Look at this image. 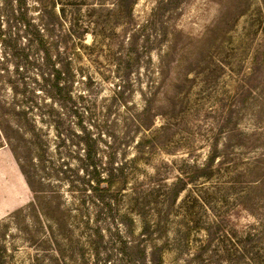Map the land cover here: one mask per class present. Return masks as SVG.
<instances>
[{
    "label": "rangeland",
    "instance_id": "obj_1",
    "mask_svg": "<svg viewBox=\"0 0 264 264\" xmlns=\"http://www.w3.org/2000/svg\"><path fill=\"white\" fill-rule=\"evenodd\" d=\"M37 32L71 62L56 103L12 47ZM0 37V102L30 126L0 122L43 198L1 136L0 264H249L254 230L264 249V0H0ZM88 145L132 175L112 213L92 204Z\"/></svg>",
    "mask_w": 264,
    "mask_h": 264
},
{
    "label": "trees",
    "instance_id": "obj_2",
    "mask_svg": "<svg viewBox=\"0 0 264 264\" xmlns=\"http://www.w3.org/2000/svg\"><path fill=\"white\" fill-rule=\"evenodd\" d=\"M19 23L24 27L26 26L23 22H19ZM34 36L35 39L29 42V45L31 47L25 48L22 45H20V47L18 48L17 43L15 46L12 47H14L15 50L17 51V55H18L17 57L20 58L21 60H24L26 64L31 65L33 68H35V70L38 72L36 73V76H39L44 80V82L46 83V87L48 86L47 87L49 92L48 96H50L52 101L54 103L59 102L58 100L62 101L63 100L61 99L62 96L64 95L69 96L71 92L70 90L71 76H72L71 62L65 60L64 61L65 65H63V68L60 69L59 65L53 62L52 57L49 55L50 48L48 47L49 46L48 42L45 41V39L41 36L40 32H37V34L36 35L34 34ZM0 40L2 44L6 43L11 45V43L7 42L5 39H3V37H0ZM34 46L36 48L35 50L37 51V54L40 53L46 54V56L41 58V61L43 62L42 64L36 59H34L33 61L30 60L33 58L29 53ZM14 93L17 96V93L16 92ZM0 110H2L1 112L3 113L2 115L7 114L8 116H13L14 118H16V120H18V122H20V124H16L15 130L17 131V133L24 131L25 127L23 124L26 123L27 121V110H28L26 105L17 102H14L9 105L7 102H0ZM28 123L29 122L27 121L26 126H28L29 128L30 125ZM32 130L35 131L34 129ZM1 136L2 139L11 148L12 153L16 158V161L20 167V170L24 175L26 182L34 195L35 202L31 204V206L39 210L38 205L40 204V200H42L43 198L39 197L40 193L33 189V183L31 182V177L29 173L25 170V167L22 164V160L19 157L18 151L20 150L21 146L19 144L18 147L17 146L13 147V143H12L13 141L11 137L6 133L3 123L0 122V137ZM18 140L23 141L24 139H22L21 137ZM87 148H88V153L86 155L85 165L82 170L88 179L87 187L93 196L92 204H94V206L99 209L101 214L104 213V211H108L109 213H112L115 211L114 207H118V204L122 200V198L128 197L127 195L123 197V192L128 191L129 193H133V194L135 193L136 189L134 188L130 189L128 186L129 182L132 180V175L129 173L126 165L124 164L119 165L113 160L104 163L97 158L98 156L93 146L88 145ZM212 160L213 158L211 159L209 165L203 166L202 170H199L204 172L205 178H209L210 176L213 175ZM151 192H153V190H151ZM177 193H175V196L177 195ZM81 202H82V206L86 205V200H81ZM123 218L124 219L128 218V214L127 216L125 214ZM213 224H216V222L212 221L211 223H209V225H213ZM115 228L117 231L118 227ZM151 228H152L151 225H147L146 228H144L143 230V234L145 236L152 235L153 230ZM260 235L261 234L259 232L255 233V230L254 232L249 231L247 234L243 235V238H246V240L244 239L241 241V239L243 238H240L239 243L236 244L237 246L243 243L244 244L247 243L249 244V246L251 245L250 246L251 250L246 251L249 253L250 256L249 264H264V255L260 254L264 252V249L261 248L262 239H260L261 238ZM114 236L115 238L119 239V241H115V242L117 243L119 242V244L122 245L121 251H124L125 253V250L129 249L130 242L124 240L119 232H117V234ZM144 250L145 249L143 247V251H142L143 257L146 256L144 255L145 254ZM159 260L161 261L160 257ZM118 262L119 264H136V262L134 263L133 259H130L129 261L118 259Z\"/></svg>",
    "mask_w": 264,
    "mask_h": 264
}]
</instances>
